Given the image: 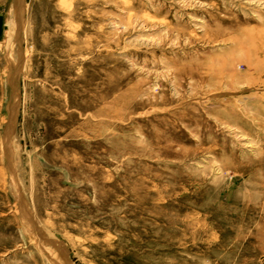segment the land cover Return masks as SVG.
Segmentation results:
<instances>
[{
	"label": "rangeland",
	"instance_id": "1",
	"mask_svg": "<svg viewBox=\"0 0 264 264\" xmlns=\"http://www.w3.org/2000/svg\"><path fill=\"white\" fill-rule=\"evenodd\" d=\"M0 264H264V0H0Z\"/></svg>",
	"mask_w": 264,
	"mask_h": 264
},
{
	"label": "water",
	"instance_id": "2",
	"mask_svg": "<svg viewBox=\"0 0 264 264\" xmlns=\"http://www.w3.org/2000/svg\"><path fill=\"white\" fill-rule=\"evenodd\" d=\"M21 62H22V59L19 61V64L16 67V71H15V74H14V80L13 81H15L17 79L18 75H19L18 71H19V67L21 66Z\"/></svg>",
	"mask_w": 264,
	"mask_h": 264
},
{
	"label": "bare ground",
	"instance_id": "3",
	"mask_svg": "<svg viewBox=\"0 0 264 264\" xmlns=\"http://www.w3.org/2000/svg\"><path fill=\"white\" fill-rule=\"evenodd\" d=\"M20 24H22V19H21V23ZM23 25V24H22ZM21 28V27H20ZM9 138V137H8Z\"/></svg>",
	"mask_w": 264,
	"mask_h": 264
}]
</instances>
